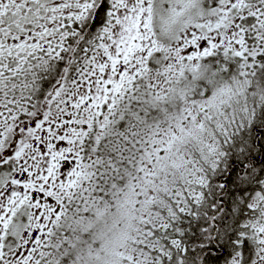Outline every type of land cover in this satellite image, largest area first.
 <instances>
[{
	"label": "snow or ice",
	"instance_id": "obj_1",
	"mask_svg": "<svg viewBox=\"0 0 264 264\" xmlns=\"http://www.w3.org/2000/svg\"><path fill=\"white\" fill-rule=\"evenodd\" d=\"M0 264H264V0H0Z\"/></svg>",
	"mask_w": 264,
	"mask_h": 264
}]
</instances>
